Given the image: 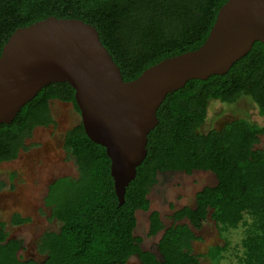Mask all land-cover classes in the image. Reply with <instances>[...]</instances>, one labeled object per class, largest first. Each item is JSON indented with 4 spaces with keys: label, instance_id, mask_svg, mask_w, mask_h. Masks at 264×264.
Listing matches in <instances>:
<instances>
[{
    "label": "trees",
    "instance_id": "16d2710c",
    "mask_svg": "<svg viewBox=\"0 0 264 264\" xmlns=\"http://www.w3.org/2000/svg\"><path fill=\"white\" fill-rule=\"evenodd\" d=\"M227 0H0V54L19 27L49 16L77 18L93 25L119 67L124 81L138 77L159 61L197 49L207 38L219 8ZM249 97L264 115V44L251 49L229 70L206 79H190L168 93L156 110L157 125L147 135V153L118 206L105 148L86 135L81 120L64 134L63 149L77 166V176L49 183L44 205L61 226L45 232L39 261L16 256L17 240H6L0 226V264H125L137 255L141 264H200L208 257L218 264L226 245L194 253L191 229L199 230L209 216L220 234L243 225L240 264H264V149L258 148L264 126L235 118L206 132L199 130L209 102L232 104ZM71 103L79 114L74 89L67 82L43 86L14 119L0 124V163L27 149L26 138L36 126L54 125L50 100ZM210 171L214 185L194 195L166 227L157 210L148 214V236L161 232L156 247L161 258L144 250L134 234L136 211H148V194L157 174ZM188 223H181L182 220ZM15 223L26 218L15 217Z\"/></svg>",
    "mask_w": 264,
    "mask_h": 264
},
{
    "label": "water",
    "instance_id": "95a60500",
    "mask_svg": "<svg viewBox=\"0 0 264 264\" xmlns=\"http://www.w3.org/2000/svg\"><path fill=\"white\" fill-rule=\"evenodd\" d=\"M255 41L264 44V0H227L197 49L165 58L124 81L93 25L49 16L17 28L2 47L0 124L10 123L43 86L67 82L86 135L110 158L120 206L146 156L147 135L158 123L156 110L165 96L190 79L226 73ZM151 252L161 258L157 247Z\"/></svg>",
    "mask_w": 264,
    "mask_h": 264
},
{
    "label": "rangeland",
    "instance_id": "374dc122",
    "mask_svg": "<svg viewBox=\"0 0 264 264\" xmlns=\"http://www.w3.org/2000/svg\"><path fill=\"white\" fill-rule=\"evenodd\" d=\"M49 108L55 124L45 128L36 127L31 137L25 140L28 149L21 151L14 160L0 163V226L6 237H18L24 241L23 248L18 252L22 259L32 257L41 260L44 255L37 252V246L44 232L58 231L61 226L57 219L50 217V208L43 202L49 183L60 176L76 177L78 174L74 159L63 149V140L65 132L80 121V115L71 103L56 99L50 100ZM235 118H246L264 126V115H259L257 106L245 96L232 104L211 100L199 130L206 132ZM256 146L264 149V135ZM215 181L210 171L158 173L157 182L148 194L149 210L136 211L134 234L142 237V248L155 251L161 234L147 235L151 210H157L168 227L172 223L170 216L174 210L185 205L193 206L196 191L205 185H214ZM16 216L26 218V221L15 223ZM181 223L188 221L185 219ZM191 229L199 237L192 241L194 253L204 254L212 245H226L218 264H240L243 255L240 246L244 230L242 224L220 234L208 216L199 230ZM125 264L141 263L133 255ZM200 264L213 263L208 257H203Z\"/></svg>",
    "mask_w": 264,
    "mask_h": 264
},
{
    "label": "flooded vegetation",
    "instance_id": "af4514ba",
    "mask_svg": "<svg viewBox=\"0 0 264 264\" xmlns=\"http://www.w3.org/2000/svg\"><path fill=\"white\" fill-rule=\"evenodd\" d=\"M48 126H50V125H48ZM48 126H36V127H48ZM35 127V128H36ZM34 128V129H35ZM33 129V130H34ZM33 130H32V132H33ZM32 132H31V134H32ZM262 135H260L259 136V142H260V137H261ZM31 137V136H30ZM30 137H28V138H30ZM28 138H26V139H28ZM258 142V143H259ZM26 145V144H25ZM27 149H28V146H27ZM262 149V148H261ZM24 150H26V149H20L19 150V153L21 152V151H24ZM263 150V149H262ZM65 151V150H64ZM66 152V151H65ZM19 155V154H18ZM46 232H48V231H46ZM45 233V232H44ZM8 239H13V240H17L18 242H19V249L16 251V256L17 257H19V254H18V252H19V250H21L22 248H23V245H24V241L22 240V239H20V238H18V237H6V240H8ZM40 244H41V240H40V243H39V245L37 246V252L39 253V254H41L40 253V251H39V247H40ZM43 255V254H42ZM20 258V257H19ZM20 259H22V258H20ZM35 260V261H38V260H36V259H34V258H32V257H28V258H25V259H23V260ZM40 261V260H39Z\"/></svg>",
    "mask_w": 264,
    "mask_h": 264
}]
</instances>
